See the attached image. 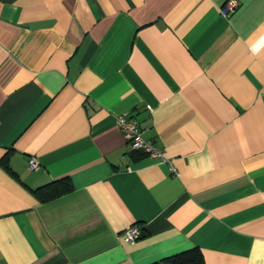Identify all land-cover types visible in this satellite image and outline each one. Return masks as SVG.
<instances>
[{
  "label": "crops",
  "instance_id": "obj_1",
  "mask_svg": "<svg viewBox=\"0 0 264 264\" xmlns=\"http://www.w3.org/2000/svg\"><path fill=\"white\" fill-rule=\"evenodd\" d=\"M227 1L0 0V264H264V0Z\"/></svg>",
  "mask_w": 264,
  "mask_h": 264
},
{
  "label": "built area",
  "instance_id": "obj_2",
  "mask_svg": "<svg viewBox=\"0 0 264 264\" xmlns=\"http://www.w3.org/2000/svg\"><path fill=\"white\" fill-rule=\"evenodd\" d=\"M239 6L238 0H228L220 10L222 16H227L234 12V10ZM116 123L118 128L123 134L124 140L130 146V148L136 152H140L144 156L152 159L164 161V156L161 148L153 141L144 140L141 137V132L137 126L126 118L125 114L117 116ZM39 167L38 163L31 159L28 162V170L35 171ZM172 174H174V169L170 168ZM141 237V229L137 225L129 227L122 235V239L126 243H133Z\"/></svg>",
  "mask_w": 264,
  "mask_h": 264
},
{
  "label": "trees",
  "instance_id": "obj_3",
  "mask_svg": "<svg viewBox=\"0 0 264 264\" xmlns=\"http://www.w3.org/2000/svg\"><path fill=\"white\" fill-rule=\"evenodd\" d=\"M71 189L69 179L61 178L32 191V193L41 202H46L68 193ZM164 261L168 264H204L201 251L197 248L176 254Z\"/></svg>",
  "mask_w": 264,
  "mask_h": 264
}]
</instances>
